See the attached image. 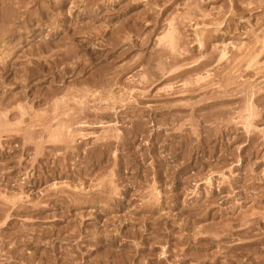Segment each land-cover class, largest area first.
I'll return each instance as SVG.
<instances>
[{
	"label": "rangeland",
	"instance_id": "374dc122",
	"mask_svg": "<svg viewBox=\"0 0 264 264\" xmlns=\"http://www.w3.org/2000/svg\"><path fill=\"white\" fill-rule=\"evenodd\" d=\"M263 43L264 0H0V264H264Z\"/></svg>",
	"mask_w": 264,
	"mask_h": 264
},
{
	"label": "bare ground",
	"instance_id": "6f19581e",
	"mask_svg": "<svg viewBox=\"0 0 264 264\" xmlns=\"http://www.w3.org/2000/svg\"><path fill=\"white\" fill-rule=\"evenodd\" d=\"M198 3H200V2H198ZM195 8V7H194ZM196 9H198V8H196ZM202 9V8H201ZM195 10V9H194ZM188 12V11H187ZM205 13V12H204ZM201 15V14H200ZM222 15V14H221ZM205 17V16H204ZM184 18V17H183ZM194 18V17H193ZM192 19V18H191ZM184 21V20H183ZM175 22V21H174ZM179 22H180V20H179ZM195 24V23H194ZM175 25V24H174ZM172 28V27H171ZM215 31V30H214ZM173 32V33H172ZM174 30H172L171 31V37H172V35L174 34ZM253 32V31H252ZM204 33V32H203ZM249 33V32H248ZM177 35V34H176ZM175 34H174V36H176ZM173 36V37H174ZM200 36V35H199ZM202 36V35H201ZM173 37L172 38H170V40H172L173 39ZM214 39V38H213ZM175 40H177V38L175 39ZM262 40V39H261ZM182 41V40H181ZM222 41V40H221ZM177 43V42H176ZM259 43V42H258ZM168 44V43H167ZM264 44V43H263ZM171 45H173L172 43H171ZM176 46V45H175ZM178 46V45H177ZM170 47V46H169ZM168 47V48H169ZM236 47V46H235ZM242 47V46H241ZM238 48V47H237ZM243 48V47H242ZM264 49V48H263ZM187 50V49H186ZM242 50V49H241ZM219 52H220V50H219ZM226 52V51H225ZM225 52H223V54H225ZM258 53V52H257ZM221 54H222V51H221ZM256 54V53H255ZM226 55V54H225ZM255 57V56H254ZM254 57H252V60L251 61H253V60H255V59H253ZM166 61V60H165ZM219 61V60H218ZM228 62V61H227ZM256 63V62H255ZM74 64V63H73ZM232 65V64H231ZM78 67V66H77ZM163 67V66H162ZM241 76V75H240ZM90 79V78H89ZM116 79V78H115ZM109 80V79H108ZM204 80V79H203ZM85 81H86V79H85ZM199 81V80H198ZM84 82V81H83ZM117 84V83H116ZM101 85V84H100ZM111 85V84H110ZM98 87V86H97ZM106 87H108V86H106ZM74 90V89H73ZM99 90V89H98ZM70 92V91H69ZM65 94V93H64ZM68 95V94H67ZM75 95V94H74ZM64 97H66V96H64ZM57 98V97H56ZM75 98V97H74ZM96 98V97H95ZM84 99V98H83ZM57 100V99H56ZM100 101V100H99ZM62 102V101H61ZM60 102V103H61ZM78 105H79V103H77ZM86 104V103H85ZM63 105V104H62ZM97 105V104H96ZM59 106V105H58ZM82 106V105H81ZM83 106H84V103H83ZM84 107H86V106H84ZM107 107V106H106ZM62 108V107H61ZM94 108V107H93ZM98 108V107H97ZM252 108V107H251ZM56 109V108H55ZM57 110V109H56ZM80 110V109H79ZM81 111H83V109L81 110ZM25 112V111H24ZM83 113V112H82ZM115 113H116V111H115ZM257 114V113H256ZM61 115V114H60ZM249 115V114H248ZM21 116V115H20ZM62 116V115H61ZM258 116H260V114H258ZM63 117V116H62ZM85 117V116H84ZM248 117V116H247ZM21 118V117H20ZM74 118V117H73ZM253 118V117H252ZM4 119V118H3ZM71 119V118H70ZM251 119V118H250ZM58 120H60V119H58ZM78 120V119H77ZM253 120V119H252ZM71 121V120H70ZM4 122V121H3ZM72 122V121H71ZM84 124V123H83ZM72 126V125H71ZM33 127V126H32ZM68 127V126H67ZM66 127V128H67ZM248 127V126H247ZM69 129V128H68ZM115 129V128H114ZM42 130V129H41ZM48 130V129H47ZM77 131V130H76ZM70 132V131H69ZM34 133V132H33ZM72 133V132H71ZM70 133V134H71ZM82 135V134H81ZM116 137V136H115ZM107 138V137H106ZM57 139H58V137H57ZM107 140V139H106ZM58 141V140H57ZM56 141V142H57ZM21 142V141H20ZM108 142V141H107ZM70 143V142H69ZM66 144V143H65ZM104 145V144H103ZM60 146V145H59ZM108 146H110V145H108ZM107 146V147H108ZM109 148V147H108ZM34 150H35V148H34ZM7 175V174H6ZM7 180V179H6ZM30 181V180H29ZM110 185V184H109ZM108 187V186H107ZM98 190V189H97ZM95 192V191H94ZM3 200V199H2ZM12 202V201H11ZM22 202V201H21ZM14 205H15V203H14ZM8 208V207H7ZM246 219V218H245ZM248 220V219H247ZM227 225V224H226ZM264 225V224H263ZM248 229V228H247ZM248 232V231H247ZM244 233V232H243ZM240 234V233H239ZM229 235V234H228ZM241 235V234H240ZM244 235V234H243ZM216 237H218V236H216ZM233 249V248H232ZM199 260V259H198ZM218 260V259H217ZM264 261V260H263Z\"/></svg>",
	"mask_w": 264,
	"mask_h": 264
}]
</instances>
